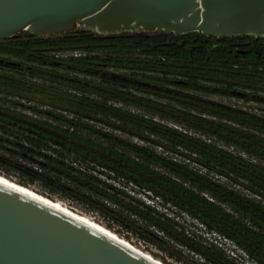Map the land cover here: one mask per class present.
Here are the masks:
<instances>
[{
    "label": "trees",
    "instance_id": "trees-1",
    "mask_svg": "<svg viewBox=\"0 0 264 264\" xmlns=\"http://www.w3.org/2000/svg\"><path fill=\"white\" fill-rule=\"evenodd\" d=\"M213 95L264 105V38L22 31L0 40V176L176 261L241 264L186 215L264 264V108Z\"/></svg>",
    "mask_w": 264,
    "mask_h": 264
},
{
    "label": "water",
    "instance_id": "water-1",
    "mask_svg": "<svg viewBox=\"0 0 264 264\" xmlns=\"http://www.w3.org/2000/svg\"><path fill=\"white\" fill-rule=\"evenodd\" d=\"M79 28L264 38V0H0V40ZM150 256L0 183V264H163Z\"/></svg>",
    "mask_w": 264,
    "mask_h": 264
},
{
    "label": "rangeland",
    "instance_id": "rangeland-1",
    "mask_svg": "<svg viewBox=\"0 0 264 264\" xmlns=\"http://www.w3.org/2000/svg\"><path fill=\"white\" fill-rule=\"evenodd\" d=\"M212 97L215 98V99L221 100L222 102L237 103L238 105H245V106L249 105L252 109L264 108V105L256 104V103H254V102H251V103H243L242 101L237 100V99H235V98H227V97L217 96V95H213ZM25 112H27V113L30 114V112H29L28 110H25ZM136 196L139 197V199L144 200L146 203H149V204L153 203V201H151L150 199H148L147 197H145V196L142 195V194H136ZM63 205H64V207H65L66 209H69L70 211L72 210V209H70L69 207H67L65 204H63ZM64 207H63V208H64ZM158 208H160V207H158ZM73 211H76V212L80 213L78 209H74ZM73 211H72V212H73ZM80 214H81V213H80ZM82 215H84V214H82ZM84 216H86V215H84ZM88 216H89V218H90V215H87V217H88ZM87 217H86V218H87ZM90 219H91L92 221H94V220H93V217H91ZM90 219H89V220H90ZM177 219H179L181 222H182V221L185 222V224L187 225L186 228H187L188 231L196 233V235L200 236L201 238L206 239L207 242H211V241H213L214 243H221V245H223L224 248L226 249V253H229L230 256H234V253L237 254V255L240 254L241 256H240V258H238L237 260H238L241 264H247L246 256H245L241 251H237V252L234 251V250H233V249H234V245H233L231 242L225 241L223 238H220V239H219V237H218L217 235H215L214 233H208V232H206L201 226H199V228H198L197 226L191 224L193 221H192L188 216H186V215L183 216L182 218L180 217V218H177ZM91 220H90V221H91ZM92 221H91V222H92ZM132 240H133L134 242L136 241L135 238H133ZM132 246H134V245H132ZM137 246H138V247H137ZM134 247H135L136 249L141 250V251H143L144 248L147 247V249H150V250L153 251L154 253H158L160 256L164 257V258H165L169 263H171V264H186V262L176 261V260H174L173 258H169V257H167L164 253H162V252H160L159 250L155 249V248L152 247L151 245L146 246V245H144L142 242H138V244H137L136 246H134ZM143 252L149 254L147 251H143ZM149 255H150V254H149ZM194 259H196V258H194ZM248 263H249V262H248ZM249 264H251V263H249Z\"/></svg>",
    "mask_w": 264,
    "mask_h": 264
},
{
    "label": "bare ground",
    "instance_id": "bare-ground-1",
    "mask_svg": "<svg viewBox=\"0 0 264 264\" xmlns=\"http://www.w3.org/2000/svg\"><path fill=\"white\" fill-rule=\"evenodd\" d=\"M0 183L1 184H3V185H6V186H8V187H10V188H12V189H15V190H18V191H20V192H22V193H24V194H26V195H28V196H30V197H32V198H34V199H36V200H38V201H41L42 203H45V204H47V205H49V206H51V207H53V208H55V209H57V210H59V211H61V212H63V213H65V214H67V215H70L71 217H73V218H75V219H78L79 221H82L83 223H85V224H87V225H89L90 227H93L94 229H96V230H98V231H100V232H102V233H104V234H107V235H110L111 237H116L115 235H113L111 232H109V231H107V230H105V229H103L102 227H100L99 225H96V224H94L93 222H91L90 220H88L87 218H84V217H81V216H78V215H76V214H74V213H72V212H70V211H68V210H66V209H64L60 204H58V203H53L52 201H49L50 199L49 198H47V197H45L46 199H44L43 197H41L42 195H37V194H35V193H33L31 190H29V189H26V188H24V186L23 187H20V186H18V185H16V183H13V182H11V181H9V180H7V179H4L2 176H0ZM48 199V200H47ZM64 204V203H63ZM118 238V237H117ZM118 239H120V238H118ZM121 240V239H120ZM123 241V240H122ZM123 242H125V241H123ZM126 243V242H125ZM128 245H129V243H127ZM130 246H132V245H130ZM133 248H135L134 246H132ZM136 249V248H135ZM137 250H139V249H137ZM139 251H141V250H139ZM143 252V251H142ZM144 254H146V255H149V254H147V253H145V252H143ZM150 256V255H149ZM150 257H152V256H150ZM153 258V257H152ZM153 259H155V258H153ZM155 260H157V259H155ZM157 261H159V260H157Z\"/></svg>",
    "mask_w": 264,
    "mask_h": 264
},
{
    "label": "built area",
    "instance_id": "built-area-1",
    "mask_svg": "<svg viewBox=\"0 0 264 264\" xmlns=\"http://www.w3.org/2000/svg\"><path fill=\"white\" fill-rule=\"evenodd\" d=\"M225 241H228V240H226L225 238H223ZM228 242H230V241H228ZM235 248V247H234Z\"/></svg>",
    "mask_w": 264,
    "mask_h": 264
}]
</instances>
